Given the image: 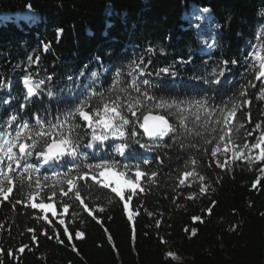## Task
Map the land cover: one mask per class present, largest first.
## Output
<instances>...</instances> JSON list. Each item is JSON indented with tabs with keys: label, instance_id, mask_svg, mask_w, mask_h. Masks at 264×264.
Returning a JSON list of instances; mask_svg holds the SVG:
<instances>
[{
	"label": "trees",
	"instance_id": "trees-1",
	"mask_svg": "<svg viewBox=\"0 0 264 264\" xmlns=\"http://www.w3.org/2000/svg\"><path fill=\"white\" fill-rule=\"evenodd\" d=\"M26 77L43 81L31 96ZM112 108L123 138L95 124ZM145 115L163 116L169 135L148 139ZM24 124L39 150L64 136L77 155H25L38 173L0 162L13 188L0 196V264H264V0H0V149ZM93 129L108 138L91 141ZM113 162L107 174L135 191L92 179ZM30 191L55 210L32 209Z\"/></svg>",
	"mask_w": 264,
	"mask_h": 264
},
{
	"label": "snow or ice",
	"instance_id": "snow-or-ice-1",
	"mask_svg": "<svg viewBox=\"0 0 264 264\" xmlns=\"http://www.w3.org/2000/svg\"><path fill=\"white\" fill-rule=\"evenodd\" d=\"M205 12L208 11V9L204 10ZM162 72H168V69H162ZM221 75H223V73H221ZM30 81V78L26 77L24 82L27 85L28 82ZM43 81H40L39 84H42ZM35 91H33L32 93L29 94V96L33 95ZM157 107H160V105H157ZM90 109L89 111H85L83 109V107H81L80 109L77 110L78 112V116L80 118L83 119V121H85L88 125L89 129L93 128V118L90 116ZM234 111V109H233ZM111 112L114 113V117L113 119H106L104 117L101 116H97L95 118V124L99 127H101L104 131H110L111 135L113 137H121L123 138L125 136V133L123 131L120 130H113L114 129V119H120L123 121V123H127L128 121L125 119V117H123L120 112L117 111L116 108H112ZM133 116H135V113H132ZM15 119V117H14ZM150 119H155L158 122V125L160 127H162V120L164 119L163 116H156V117H151L148 115L144 116V123H145V131L148 133L149 136L154 134L153 129L149 128L148 125V121ZM29 129V126L27 124H24L22 126V131H18L16 133L15 138L12 141H8V147H7V151H3V149H0V162H2L5 157L7 158V160L9 161L7 168H8V172L12 173L13 172V165L16 166H22L24 169L25 173H38L40 171V169L38 167H35L32 164H28V165H24V163L21 165V162H23V157L25 155L31 157V156H35L38 158H42L43 161L45 163H47L50 160H54V159H59L60 157L64 156V155H71V156H76L77 155V147L74 144L73 140H71L68 137H64L61 136L59 139H57L55 136H52L48 139H46L47 143L44 144L43 146V150H39L38 148V141L35 139H32L31 137H26L25 133L27 132V130ZM39 135L41 137H45L46 133L40 132ZM108 137L106 135L103 134H96L95 130L93 129L92 135H91V141L96 142V141H104L106 140ZM27 139H31L32 142L31 143H27V142H22V140H27ZM220 139H223V137H220ZM231 142V141H229ZM91 146V145H89ZM259 144L254 145V147H258ZM14 147H18L19 149V153L22 155H16L13 152V148ZM127 147V145L125 144H120L117 147V151L123 155L125 148ZM244 148H248V145L245 144L243 145ZM219 149H213L211 152V155L213 157L216 156L217 151ZM227 150V149H225ZM223 155V153H221ZM16 157V159H12V157ZM259 158V157H258ZM218 167H222L223 165L221 164H217ZM88 167V166H87ZM86 167V168H87ZM115 168V163L113 162V164L111 165H104V164H96L93 166V176L92 179L95 180L96 176L95 173L97 170H99V177L103 178L102 182L104 184V187L107 188L108 187V180L111 178L110 175L107 174V170L108 169H114ZM139 169V168H137ZM78 170H70V173H72L67 179H66V184H67V191L68 192H72V190L76 187V183H75V177L79 178V174H77ZM112 175L114 176V173H112ZM123 173H121V177H123ZM143 175V173L139 170L136 171L135 176L137 179H139L141 176ZM193 175V173L191 172H187L185 173V176H190ZM0 177H2V179H0V196H3L5 199L8 198V194L13 192V188L11 186H6V183L8 185L11 184V180L12 177L10 175L5 174L2 170H0ZM7 177V178H6ZM84 178H87V173L84 174ZM117 178V186L113 187L111 189L112 193H116L117 195H120L121 193V189H120V184H119V179ZM201 180L204 179V177H200ZM124 183L126 184V186L130 189H132L133 191H135L138 187L137 183H134L132 180H127L124 181ZM181 184L184 183V180L180 181ZM40 182H39V178H37L36 181V188L39 189L40 188ZM25 187L24 182H23V175H21V177L19 178V185H18V190H22ZM26 187L30 190L32 188L31 184L26 185ZM205 189L201 188V191L203 192ZM38 192H29V196H30V206L32 209H39L41 212L43 213H48V212H52L54 211V207L51 203H44L43 201H41L40 203H36V202H31V201H35L36 196L38 195ZM67 194V193H65ZM53 195H55V193H53ZM77 194L75 195L76 198ZM76 200H79V198ZM64 211L68 212L69 209L67 207V205L65 204L64 206ZM45 219H47V217H44ZM64 221L61 220V224H63ZM79 235H82V233H80ZM78 235V236H79ZM24 249L22 248L21 251H23Z\"/></svg>",
	"mask_w": 264,
	"mask_h": 264
},
{
	"label": "clouds",
	"instance_id": "clouds-1",
	"mask_svg": "<svg viewBox=\"0 0 264 264\" xmlns=\"http://www.w3.org/2000/svg\"><path fill=\"white\" fill-rule=\"evenodd\" d=\"M91 75H92L93 78H95V77L98 76V73L96 71H93ZM24 84H25V82H24ZM28 85H29V87L27 88L28 95L30 93H32L33 91H36L37 88H39V83L33 86V85H31V82L29 81L28 82ZM4 87H7V85H4ZM48 94L49 95H52L51 92H49ZM12 119L14 120V117H12ZM184 120H185L184 115L183 114H180L179 115V121H180V124H181L182 127L186 126L185 123H184ZM162 125L163 126L161 127L160 132H159V135L161 137H163L167 133V131H169V125H168V121L167 120L163 119L162 120ZM206 125H207V121L205 120V130L206 131H212V130H214V129H208L206 127ZM40 143L43 145V144L47 143V141L45 139H42ZM12 159H16V157L13 156ZM109 202L111 203V201H109Z\"/></svg>",
	"mask_w": 264,
	"mask_h": 264
},
{
	"label": "rangeland",
	"instance_id": "rangeland-1",
	"mask_svg": "<svg viewBox=\"0 0 264 264\" xmlns=\"http://www.w3.org/2000/svg\"><path fill=\"white\" fill-rule=\"evenodd\" d=\"M193 18L195 20H198V21H202L203 20V17H202V14L200 12H195L194 15H193ZM206 25L207 27L205 29L202 28V31H204L205 33H208L210 32V29L212 28L210 22H209V19L206 21ZM212 42H213V38H208L204 41L203 43V49L204 50H209L211 47H212ZM29 87V86H28ZM111 176V178L109 179V181H111L113 184L117 185V178H120V176H117V175H112V174H108ZM125 180H123V178H120L119 179V184L121 187L123 188H128L126 186V184L124 183ZM129 189V188H128Z\"/></svg>",
	"mask_w": 264,
	"mask_h": 264
},
{
	"label": "water",
	"instance_id": "water-1",
	"mask_svg": "<svg viewBox=\"0 0 264 264\" xmlns=\"http://www.w3.org/2000/svg\"><path fill=\"white\" fill-rule=\"evenodd\" d=\"M148 116L156 117L157 115H148ZM168 125H169V131H167V133H166L163 137L169 135V133L171 132L170 124L168 123ZM147 126H148L149 128H151V129H153V131H154V134H153V135L149 136L148 133L145 131V123H144V119H143L142 132H143V134H144L148 139H151V140H152V139H156V138L161 137V136L159 135V132H160L161 127L158 125V122H157L155 119H150V120L148 121V125H147ZM65 156H66V155L60 157L59 159H62V158H64ZM54 160H58V159H54ZM54 160H50V161H54Z\"/></svg>",
	"mask_w": 264,
	"mask_h": 264
}]
</instances>
